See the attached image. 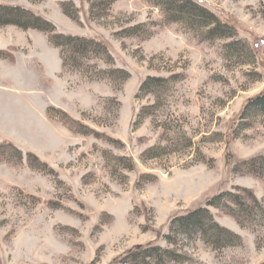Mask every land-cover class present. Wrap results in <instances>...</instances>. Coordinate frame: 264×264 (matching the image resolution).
I'll use <instances>...</instances> for the list:
<instances>
[{
    "label": "rangeland",
    "instance_id": "obj_1",
    "mask_svg": "<svg viewBox=\"0 0 264 264\" xmlns=\"http://www.w3.org/2000/svg\"><path fill=\"white\" fill-rule=\"evenodd\" d=\"M101 1L107 8L92 12L87 0H0L109 52L66 70L49 34L0 25V144L36 155L21 161L0 146V264H128L123 255L149 245L174 254L163 264H264L259 212L241 225L210 208L236 246L170 230L237 187L264 206V182L234 172L264 155V115L241 118L264 92V0H193L237 27L235 39L216 41L148 0ZM69 3L78 20L63 12ZM234 40L256 60L225 53Z\"/></svg>",
    "mask_w": 264,
    "mask_h": 264
},
{
    "label": "trees",
    "instance_id": "obj_2",
    "mask_svg": "<svg viewBox=\"0 0 264 264\" xmlns=\"http://www.w3.org/2000/svg\"><path fill=\"white\" fill-rule=\"evenodd\" d=\"M87 1L92 4V12L95 10L94 6L96 8L98 6L107 8L106 1H101L99 4H95V0ZM148 2L160 9L172 23L186 26L188 30L198 34L204 41L233 40L237 36L238 29L236 26L224 22L213 11L193 0H148ZM65 6L63 12L71 19L78 20V10L74 4L69 3ZM0 21H2L0 25L14 24L24 29H36L49 34L50 44L61 50L63 68L66 70L82 69L86 61L95 57L101 60L109 58V52L104 43L96 39L59 34L53 23L22 7L0 5ZM223 51L239 58L249 54L251 58L256 60L254 51L246 42L234 40L223 45ZM69 52L71 55L68 56L67 53ZM151 81H146L142 88L149 86ZM249 114L264 115V92L254 96L245 103L241 118H245ZM74 124L78 125L79 123L71 119L69 126L74 128ZM91 132L97 133L91 129L85 134H91ZM1 145L11 148V151H14L21 161L36 158L33 153H24L11 142H4ZM149 151L153 152L154 149ZM117 159L120 160L122 158L118 157ZM130 164L127 168L133 169L134 163L132 160ZM234 166L235 173L252 175L264 182V155H259ZM211 207L225 210L241 225H243L244 221H251L256 216V212H259V216L264 217V206L254 192L249 188L237 187L236 191L224 192L213 197L207 202L205 207L175 218L171 223L170 230L189 236L201 235L206 242L216 248H226L241 244L242 241L238 235L217 223L210 210ZM167 237H169L168 239L171 238L170 236ZM173 256L174 254L168 249L149 245L130 250L121 257L120 261L128 264H152L156 261L159 264H163Z\"/></svg>",
    "mask_w": 264,
    "mask_h": 264
}]
</instances>
